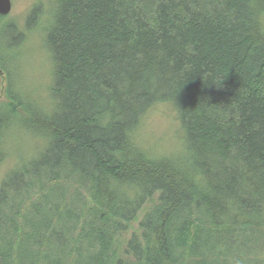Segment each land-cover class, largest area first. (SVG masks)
<instances>
[{
	"label": "trees",
	"instance_id": "16d2710c",
	"mask_svg": "<svg viewBox=\"0 0 264 264\" xmlns=\"http://www.w3.org/2000/svg\"><path fill=\"white\" fill-rule=\"evenodd\" d=\"M52 7L0 16V165L32 144L0 184V264H264V0ZM42 34L38 99L13 49ZM158 104L182 133L161 155Z\"/></svg>",
	"mask_w": 264,
	"mask_h": 264
},
{
	"label": "rangeland",
	"instance_id": "374dc122",
	"mask_svg": "<svg viewBox=\"0 0 264 264\" xmlns=\"http://www.w3.org/2000/svg\"><path fill=\"white\" fill-rule=\"evenodd\" d=\"M11 3L12 9L6 18L12 21L17 20L21 26H23L24 18L29 8L37 4L43 7L42 17H40L41 23L45 25L51 21L52 0H11ZM38 37L28 36L25 41L17 44V48L13 49V53H21L26 56L30 68L26 70V81L23 82L28 84L30 92L34 94L33 96H37L39 99V96L47 95L51 85V67L48 59L49 54L43 43L45 36L42 34L41 38ZM7 40L4 39L3 41ZM9 43L14 46V43L10 40ZM2 77L3 75L0 74L1 79ZM1 79L0 86L3 84ZM140 134L145 139L144 143L149 145L152 148L151 152L156 155L174 152L179 148L182 138L175 111L167 104H158L150 111L144 120ZM30 144L31 142L26 138L20 137L12 140V150L9 151L10 156L0 165V184L16 166L29 161L30 152L32 151V144L31 146ZM139 218H142L141 214ZM133 226L132 229L134 230L136 225ZM59 250V248H55L54 252H58Z\"/></svg>",
	"mask_w": 264,
	"mask_h": 264
},
{
	"label": "water",
	"instance_id": "95a60500",
	"mask_svg": "<svg viewBox=\"0 0 264 264\" xmlns=\"http://www.w3.org/2000/svg\"><path fill=\"white\" fill-rule=\"evenodd\" d=\"M12 9L11 0H0V16H7Z\"/></svg>",
	"mask_w": 264,
	"mask_h": 264
}]
</instances>
